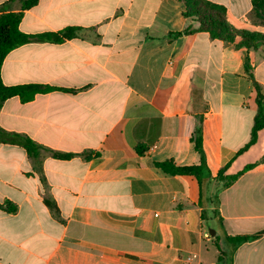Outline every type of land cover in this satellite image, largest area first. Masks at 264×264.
<instances>
[{"label": "crops", "instance_id": "0c3cea01", "mask_svg": "<svg viewBox=\"0 0 264 264\" xmlns=\"http://www.w3.org/2000/svg\"><path fill=\"white\" fill-rule=\"evenodd\" d=\"M21 0H0V14ZM237 29L264 33L252 0H208ZM177 0H40L20 25L29 35L76 28L61 43H30L6 57L4 85L56 90L4 102L0 127L42 147L31 158L0 144V264H264V129L249 143L264 96V45L237 48L208 33ZM202 121L213 180L245 172L219 194L228 236L260 235L233 250L202 219L194 176L153 162L199 165L192 142ZM142 146L144 155L136 148ZM72 155L69 159L54 155ZM51 200L57 211L51 210ZM216 235L211 236V230ZM226 257L218 262L220 253Z\"/></svg>", "mask_w": 264, "mask_h": 264}, {"label": "trees", "instance_id": "16d2710c", "mask_svg": "<svg viewBox=\"0 0 264 264\" xmlns=\"http://www.w3.org/2000/svg\"><path fill=\"white\" fill-rule=\"evenodd\" d=\"M182 2L185 6L184 16L191 18L199 23V28L188 29L181 33H175L174 36H182L184 34H192L195 32L208 33L212 39L221 40L227 44H235L237 39L240 40L239 44H236L237 48L246 49H259L264 45V33L258 31L241 30L234 27L228 21L227 9L218 4H214L208 0H177ZM40 0H21L20 11H5L0 14V110L5 101L13 97H19L23 103L32 101L38 94H46L56 90V88L26 84L18 86H6L4 85L1 77V70L3 63L10 52L23 45L30 43H61L66 39L74 38L76 35V28H68L61 33H44L39 35H29L20 29V25L26 10L34 8ZM253 10L252 19L264 27V0H252ZM256 105L257 114L255 117L254 127L251 135V139L247 145H245L240 153L247 151L250 147L255 145L258 140V134L264 129V96L261 92V88L256 84ZM192 142L195 145V149L201 157V163L199 165L179 167L173 160L164 162H153V166L162 170L164 173L172 176H194L196 177L200 186V199L198 206L202 209V219L205 221L214 220L215 226L213 229L219 230L220 235L215 237V243L220 239H224L233 250H236L244 243L257 239L260 235L250 236H228L223 229V219L220 214L219 206V194L221 190L230 187L240 176L245 172L257 167V163L246 167L242 172L225 176L227 168L222 169L217 177L214 179L218 182H223V186L216 189L213 193H209L208 185L213 180L212 174L208 168L206 162V155L203 147L202 137V121L198 124L194 134L192 135ZM0 144H14L22 146L33 158H39L41 155L42 147L35 143L31 138L12 133L4 130L0 127ZM139 155H144V148L138 146L136 148ZM56 158L69 159L72 155H54ZM47 206L57 211V207L51 200H46ZM0 209H4L7 212L15 213L17 207L10 202L0 204ZM210 211L212 216L210 217ZM229 257L232 259V255H228L225 252L220 253L218 262H222Z\"/></svg>", "mask_w": 264, "mask_h": 264}, {"label": "water", "instance_id": "95a60500", "mask_svg": "<svg viewBox=\"0 0 264 264\" xmlns=\"http://www.w3.org/2000/svg\"><path fill=\"white\" fill-rule=\"evenodd\" d=\"M210 233H211V236H212V237H214V236L216 235L215 230H213V229L211 230Z\"/></svg>", "mask_w": 264, "mask_h": 264}, {"label": "rangeland", "instance_id": "374dc122", "mask_svg": "<svg viewBox=\"0 0 264 264\" xmlns=\"http://www.w3.org/2000/svg\"><path fill=\"white\" fill-rule=\"evenodd\" d=\"M212 216V213H211V211H210V217Z\"/></svg>", "mask_w": 264, "mask_h": 264}]
</instances>
